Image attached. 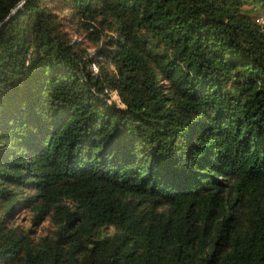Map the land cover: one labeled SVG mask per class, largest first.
Returning <instances> with one entry per match:
<instances>
[{"label": "trees", "instance_id": "1", "mask_svg": "<svg viewBox=\"0 0 264 264\" xmlns=\"http://www.w3.org/2000/svg\"><path fill=\"white\" fill-rule=\"evenodd\" d=\"M249 3L0 0V264H264Z\"/></svg>", "mask_w": 264, "mask_h": 264}, {"label": "rangeland", "instance_id": "2", "mask_svg": "<svg viewBox=\"0 0 264 264\" xmlns=\"http://www.w3.org/2000/svg\"><path fill=\"white\" fill-rule=\"evenodd\" d=\"M246 7H249V8L251 9V12H252L253 14L257 15L258 18H260L261 21H264V7H263V8H259V7L254 8V6H253L251 3L246 4ZM70 35H71L73 38H75V39L83 40V41H84V44H86V43L88 42L87 40H85V39L83 38V36H82L80 33H77V32L72 31V32L70 33ZM87 44H88L87 47H88L89 50H93V49H94V46H93V45H91L90 43H87ZM92 68H93V69H96V68H97V65L92 64ZM111 98L114 99V100H116V101L119 100L118 95H117L116 92H112V94H111ZM45 224H47V223H45Z\"/></svg>", "mask_w": 264, "mask_h": 264}]
</instances>
